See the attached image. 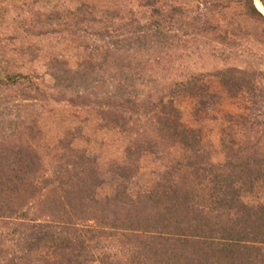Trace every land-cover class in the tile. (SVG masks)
Wrapping results in <instances>:
<instances>
[{
	"label": "trees",
	"instance_id": "1",
	"mask_svg": "<svg viewBox=\"0 0 264 264\" xmlns=\"http://www.w3.org/2000/svg\"><path fill=\"white\" fill-rule=\"evenodd\" d=\"M209 81L237 102L217 145L180 106ZM58 108L118 134L122 161L50 135ZM0 264H264L254 0H0Z\"/></svg>",
	"mask_w": 264,
	"mask_h": 264
},
{
	"label": "rangeland",
	"instance_id": "2",
	"mask_svg": "<svg viewBox=\"0 0 264 264\" xmlns=\"http://www.w3.org/2000/svg\"><path fill=\"white\" fill-rule=\"evenodd\" d=\"M254 3L259 10L256 0H254ZM42 64L41 60H37L32 67L35 70L34 72L41 74L43 72ZM203 64L207 65L209 63L208 61L203 62V60H198V68H201ZM209 86L211 93L215 96L214 99L211 101L184 100L180 106L183 121L191 126H195L196 124L201 125L208 140L217 145V131L222 115L225 112H232L237 102L229 100L225 92L215 81H209ZM56 111L55 117L53 115L47 120V131L50 135L55 134V130L61 127L79 130L81 137L77 139L74 146L94 156L100 167L109 163H120L122 161L124 145L118 134L113 131L103 130L100 128L99 122L92 116H87V114L81 113L78 117L72 118L71 114L65 110H61V108H58ZM144 166H147V168L145 169L143 179L140 180L141 184L150 178L152 167L148 161L145 162ZM106 192L107 188L105 187L101 193L105 194ZM47 257V255H43L40 259Z\"/></svg>",
	"mask_w": 264,
	"mask_h": 264
},
{
	"label": "bare ground",
	"instance_id": "3",
	"mask_svg": "<svg viewBox=\"0 0 264 264\" xmlns=\"http://www.w3.org/2000/svg\"><path fill=\"white\" fill-rule=\"evenodd\" d=\"M256 2H257V6H258L259 10L264 14V10L262 8V5H260L258 0H256Z\"/></svg>",
	"mask_w": 264,
	"mask_h": 264
}]
</instances>
